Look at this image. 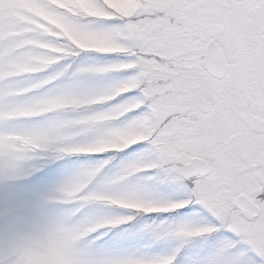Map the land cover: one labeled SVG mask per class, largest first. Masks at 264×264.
Segmentation results:
<instances>
[{"label": "snow or ice", "instance_id": "1", "mask_svg": "<svg viewBox=\"0 0 264 264\" xmlns=\"http://www.w3.org/2000/svg\"><path fill=\"white\" fill-rule=\"evenodd\" d=\"M88 5L0 0V264H264V0Z\"/></svg>", "mask_w": 264, "mask_h": 264}, {"label": "rangeland", "instance_id": "2", "mask_svg": "<svg viewBox=\"0 0 264 264\" xmlns=\"http://www.w3.org/2000/svg\"><path fill=\"white\" fill-rule=\"evenodd\" d=\"M78 6L83 8L85 11H88L90 14H99L95 10L91 9L88 5V0H77ZM65 34H68L67 30H65ZM82 47H97L102 50H113V45L107 40H101L97 38H86L80 39L76 41ZM149 210H159V209H149Z\"/></svg>", "mask_w": 264, "mask_h": 264}]
</instances>
